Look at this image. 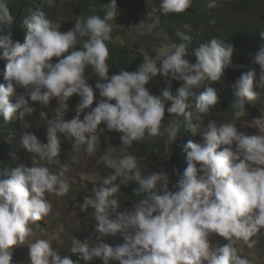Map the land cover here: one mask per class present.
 <instances>
[{
  "label": "clouds",
  "instance_id": "1",
  "mask_svg": "<svg viewBox=\"0 0 264 264\" xmlns=\"http://www.w3.org/2000/svg\"><path fill=\"white\" fill-rule=\"evenodd\" d=\"M48 2L51 4L52 0ZM191 6L192 0H161L159 9L167 15L185 12ZM208 7H216V0H210ZM116 16V0H109L103 18L77 16L74 27L62 33L59 24L48 19L45 12L36 10L24 21L22 44L14 42L10 33L0 34V59L6 60L0 71V117L5 122L16 119L17 114L22 118L34 113L36 109L29 101L46 108L55 98L53 110L65 113L68 99L74 94L80 97L76 116L70 121L62 118L64 113L58 120H49L47 113L41 111L39 116L47 121V143L30 132H23L20 144L26 158L19 155L16 159L19 167L0 170V264L11 261L21 264L20 254L25 264H80V261L85 264L94 261L99 264H251L239 254L235 244L242 241L252 249L257 242L251 238L264 229V115L251 120L249 127L255 128L257 134L250 135L238 130L235 124L218 126L215 121H209L206 130L200 133L202 142L188 141L184 145L187 167L175 192L168 190L165 173L142 175L136 157L131 154L119 159L103 157L105 166L114 171L80 204L81 211L93 209L96 224L91 239L81 241L72 237L69 251L77 259L61 256L48 238L35 236L37 239L33 241L30 225L43 220L52 209L45 194L63 196L70 191L63 173L57 175L40 163H60L62 134L66 139L74 137L76 144L85 145L83 152L68 158L72 169L78 172L86 167L79 165L80 159L89 161L95 157L96 163L99 161V142L105 136L100 135L105 131L121 133V145L128 147L145 136L162 135L165 101L170 102L168 114L186 120L191 117L189 97L195 96L196 107L203 114L219 102L216 89L208 87L198 96L193 89L200 88L205 81L221 80L224 70L232 65L235 49L231 44L217 38L201 43L192 53L195 63L187 59L186 43L165 44L155 58L145 52L135 71L122 69L109 77L106 42L113 31L109 21ZM12 22L6 0H0V30ZM184 27L190 29V25ZM177 35L183 41L191 40L184 33ZM260 35L264 39V32ZM81 37L87 40L77 49ZM53 57L57 62H52ZM254 62L261 69L260 83L255 86L260 88L264 86V46L255 54ZM87 66H92L100 78L95 88L101 99L81 120L80 114L94 101L93 87L84 75ZM158 74L166 83L159 95H153L145 85ZM253 75L242 73L231 85L235 97L232 108L237 117L245 113L246 102L259 96ZM171 80L183 82L175 93L171 91ZM16 87L23 88L24 93L17 94ZM12 96L15 103L10 102ZM102 123L105 128L99 126ZM180 128L178 119L167 125L170 141H175ZM31 161V166H26ZM118 178L120 183H116ZM132 181L138 184L135 191L143 193V198L131 210L121 211L115 194L120 192L121 185ZM212 234L228 242L215 246L209 240ZM117 235L123 238L120 244L109 237Z\"/></svg>",
  "mask_w": 264,
  "mask_h": 264
},
{
  "label": "trees",
  "instance_id": "2",
  "mask_svg": "<svg viewBox=\"0 0 264 264\" xmlns=\"http://www.w3.org/2000/svg\"><path fill=\"white\" fill-rule=\"evenodd\" d=\"M197 1V2H196ZM201 1V0H199ZM192 0V6L182 13L164 14L160 11L159 5L161 0H116L117 8L127 9L134 8V14L141 20L139 23L140 31L132 36L138 38L132 44L121 43L120 37L123 36V30L116 25L115 20H110L109 23L113 25L111 39L106 42L109 57L107 63L109 65V77L122 69L132 72L143 62V54L147 52L152 57H155L158 50L165 44H179L186 43L188 46L189 56L187 59L190 63H195L196 58L192 55L193 50L201 43L210 41L212 38H217L231 44L235 51L232 56V65L226 68L220 81L212 82L205 81L200 88H194L193 92L198 96L200 92L205 91L208 87L216 89L219 102L210 110L209 113L203 114L196 107L195 96L189 97L188 103L192 107L188 110L191 113L190 119L186 120L183 116L176 117L175 114H168L166 109L170 106L168 101H165V117L161 124L162 135L156 137L145 136L143 140L134 141L130 147L121 145V133L113 131L106 134L102 141L99 142L101 149L100 159L96 164L103 163L104 170L107 176L114 170L105 166L103 157L110 156L114 159H119L123 155L131 154L136 157L139 170L142 175L147 176L154 172L155 163L159 157L162 156L167 161L168 167V190L178 191L177 182L181 179L184 170L187 167L186 153L184 145L188 141L199 143L200 137L197 132L204 129L209 121H215L217 125L223 124H239L242 122L251 121L256 116H259L264 109V98L262 96V89L255 88L259 84L258 79L255 80L253 75V83L255 90L258 91L259 96L256 100L246 102L245 113L237 117L235 110L232 108V103L235 99L233 96L232 84L238 79L242 73H255L259 67L254 62V56L261 46H264V39L261 38L260 33L264 32V0H216V7L209 8L210 0ZM13 16L11 25L3 26L0 34H11V39L14 42L22 44V32L26 26L24 21L29 18L36 10L45 12L48 19L60 25V32H67L74 27L75 18L80 16L87 18L88 16L97 15L104 17L109 8V0H52L49 4L48 0H6ZM203 3V4H202ZM197 4V5H196ZM199 5V6H198ZM198 6V7H196ZM153 14V16H150ZM215 21L212 23L211 21ZM184 25H190V29H186ZM178 32L188 35L190 42L183 41ZM87 37L78 39L76 48L80 49L83 46ZM67 55V53H65ZM52 62H57V58L53 57ZM6 60L0 59V71L5 67ZM87 78V83L93 87L94 101L90 108L85 109L80 114V119H83L84 114L89 112L92 107L96 106V102L101 99L99 90L95 88L99 76L92 66H87L84 73ZM166 80L161 75H157L149 81L145 87L150 94L159 95L160 90L165 87ZM183 82L171 80L170 86L173 93L181 86ZM27 98V97H26ZM11 103L16 102L15 96L9 98ZM56 99L50 100L48 107L40 105L38 102H30L31 106L36 109L32 114H26L24 117L17 118L5 122L0 117V170L13 169L20 166V162L16 161L19 155L25 153V149L20 144L21 134L25 131L37 136L42 143L46 142V124L47 121L39 116L41 111L47 113V118L51 120L52 110L55 107ZM80 102L78 95H73L67 101V110L64 113L63 119L70 121L76 116V108ZM115 103V101H111ZM209 118V121L206 120ZM178 119L181 128L177 134L175 141H170L166 131L167 125L172 120ZM99 126L106 127L103 123ZM98 126V127H99ZM107 133V131H105ZM87 136V134H86ZM61 155L59 157L60 163L47 164L40 162L49 167L50 171L59 175L63 173V177L67 179L70 184V191L63 196L70 197L74 203H83L85 196H91L92 189L102 186V182L89 183L86 180H76L74 171L68 161L71 155H79L83 152L85 145L75 143L74 137H61ZM223 147V146H222ZM126 149V151H125ZM15 160V161H14ZM27 163L26 166H31ZM199 168V165H197ZM202 175L203 173H198ZM116 183H120L118 178ZM138 184L134 181L127 185H121L120 192L115 194V198L120 203V210L132 209L133 205L143 198V193H138L135 190ZM80 220H75V223H81L85 234L83 236L73 234L71 235L70 226L66 225L58 217H54L50 222L43 220L37 221L30 226L33 232L41 231L49 226H60L62 229V241L57 243L50 239V237L41 234L38 237L48 238L53 243V247L63 255H71V239L74 236L83 241L84 239H91L92 231L95 232V218H86L78 214ZM120 244L123 238L119 235L112 237ZM29 240L26 239L25 243ZM225 240V239H224ZM226 241V240H225ZM228 242V241H227ZM238 242L235 246L238 248ZM24 243V244H25ZM90 243V240H89ZM55 244V245H54ZM91 244V243H90ZM57 248H56V247ZM13 257V255H12ZM71 259L76 260L75 255H71ZM19 260L21 264H25L23 255L20 254ZM99 261H94L89 264H99ZM11 264H19L16 261ZM80 264H85L80 261ZM264 264V263H263Z\"/></svg>",
  "mask_w": 264,
  "mask_h": 264
},
{
  "label": "rangeland",
  "instance_id": "3",
  "mask_svg": "<svg viewBox=\"0 0 264 264\" xmlns=\"http://www.w3.org/2000/svg\"><path fill=\"white\" fill-rule=\"evenodd\" d=\"M150 16H153V14H150ZM115 22H116V25L121 27V29L123 30L124 37L122 36L120 37L121 43L126 42L128 44H132L133 41L138 38L137 36H132V34L133 33L137 34L140 31L139 23L141 22V20L134 14L133 7L127 8V9L117 8V16L115 17ZM260 72H261V69L260 67H258L254 73L255 75L254 78L255 80L258 79L259 83H260ZM12 83L15 86V82L13 81ZM261 89H262V96L264 98V86H262ZM16 93L17 94L24 93V89L20 87H16ZM260 115H264V109ZM62 116H63V112L61 110H58V111H56V109L52 110L51 120H58ZM208 121H209V118L206 120V122ZM250 123L251 121L242 122V123L237 124L236 126L238 130L246 134H249V135L257 134V130L255 128L249 127ZM206 126L204 129H201L197 132V136L200 137L199 143L202 142V137L200 136V133L206 130ZM102 128H104V126H102ZM112 132L113 131H110V132L107 131V133L104 132L100 136H103V135H106ZM58 136L60 138L61 134L58 133ZM24 157L26 158L25 154H24ZM79 165H83L86 167L83 169H80L74 175V179L76 180H86L89 183H98V182H102L103 178L107 176L104 170V166H103L104 164L103 163L96 164L95 157H90L89 161L80 159ZM154 172H157V173L162 172L168 176L167 161L164 157L162 156L159 157L158 161L155 163ZM45 199H47L48 202L52 205V209H51L50 214L43 218L44 222H50L56 216L61 221H63L66 225L70 226L71 235L77 234V235L83 236L85 234V230L83 229L81 223H75V220H80L78 214L86 218H94L93 209L89 208L87 211H81L80 206L74 203V201L71 200L70 197L57 196L55 193H50V194L46 193ZM39 234L46 236V237H50V239L53 240V242L56 241L57 243H59L62 241V236H61L62 229L60 226H49L41 231L35 230L32 235L33 241L37 239L35 236ZM251 239L257 242L256 245L252 249H249L242 241L238 242L239 254L242 257H246L247 259H249L251 261V264H263L264 263V229H261L260 231H258L257 234L253 236ZM209 240L215 246H223L224 244L227 243V241H225L223 237H220L216 234H212L209 237ZM68 249H70V247H68Z\"/></svg>",
  "mask_w": 264,
  "mask_h": 264
},
{
  "label": "bare ground",
  "instance_id": "4",
  "mask_svg": "<svg viewBox=\"0 0 264 264\" xmlns=\"http://www.w3.org/2000/svg\"><path fill=\"white\" fill-rule=\"evenodd\" d=\"M199 1V0H198ZM202 1V0H201ZM201 1H199V2H201ZM197 2V1H196ZM202 2H204V1H202ZM203 4V3H202ZM197 5V4H196ZM199 6V5H198ZM198 6H196V7H198Z\"/></svg>",
  "mask_w": 264,
  "mask_h": 264
}]
</instances>
